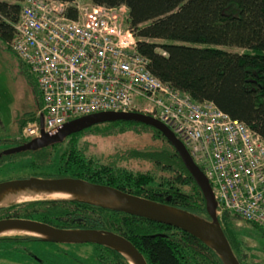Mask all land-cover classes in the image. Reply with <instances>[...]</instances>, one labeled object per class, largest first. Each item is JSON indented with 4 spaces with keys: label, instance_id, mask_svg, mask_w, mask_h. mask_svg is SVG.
<instances>
[{
    "label": "trees",
    "instance_id": "trees-1",
    "mask_svg": "<svg viewBox=\"0 0 264 264\" xmlns=\"http://www.w3.org/2000/svg\"><path fill=\"white\" fill-rule=\"evenodd\" d=\"M25 1L0 0V42L10 50ZM53 1L68 4V16L77 18L73 7L75 0ZM88 1L109 8L126 7L138 51L150 61L149 68L154 76L189 94L195 102L214 103L264 140V0ZM40 104L41 110L42 99ZM24 125L22 123L21 128ZM140 126L142 129H138ZM99 127L91 129L116 137L148 134L151 142L161 140L167 147L115 149L111 151L109 161L106 156L88 158L73 147L60 158L56 157L55 150L34 152L31 157L34 174L26 177L81 179L209 218L200 189L179 154L159 131L124 121L106 123L102 130ZM143 162L149 165L145 166ZM43 205L50 206L51 213L56 212L57 205L67 213L72 212V206H78L82 209L75 213H96L104 217H28L41 213ZM16 209H23L20 215L25 217L22 218L45 219L46 223L59 228L108 230L122 235L139 248L148 264H223L213 250L194 236L119 211L60 200L37 201L5 211ZM238 218L232 217L231 212L220 216L234 254L241 264H260L259 259L264 260V253L256 246L253 247L255 250L249 251L251 246L244 241L249 239L239 233ZM243 221L261 229L264 236L260 226ZM0 240L19 242L14 237ZM115 252L101 254L102 263L129 264ZM255 257L259 259L253 260Z\"/></svg>",
    "mask_w": 264,
    "mask_h": 264
},
{
    "label": "built area",
    "instance_id": "built-area-1",
    "mask_svg": "<svg viewBox=\"0 0 264 264\" xmlns=\"http://www.w3.org/2000/svg\"><path fill=\"white\" fill-rule=\"evenodd\" d=\"M26 0L11 48L35 78L43 99L44 128L93 114L141 113L167 126L210 181L220 215L231 212L264 230V140L212 102L192 97L149 71L128 30L125 7H74ZM39 116L22 132L41 136Z\"/></svg>",
    "mask_w": 264,
    "mask_h": 264
},
{
    "label": "water",
    "instance_id": "water-1",
    "mask_svg": "<svg viewBox=\"0 0 264 264\" xmlns=\"http://www.w3.org/2000/svg\"><path fill=\"white\" fill-rule=\"evenodd\" d=\"M37 116H39L42 128L41 136L24 146L8 150L6 154L37 151L57 143H63L66 138L82 133L93 127L117 121L135 122L156 129L163 134L175 148L187 171L200 189L205 200L209 218L206 219L188 211L138 197L113 187L97 185L85 180L68 177L47 178L31 176L0 182V211L13 206L37 201L60 200L85 203L176 228L194 236L207 245L216 253L223 264H241L224 233L220 221L219 206L209 179L200 167L196 165L185 145L177 139L167 126L141 113L110 112L93 114L76 119L65 124L56 134L51 135L43 131L44 116L42 114H38ZM28 191L46 193V195H51L52 193L69 194L74 195L75 198L64 199L45 196L24 203L11 201L20 193ZM3 201L11 202L2 205ZM116 202L119 205H115ZM8 230H18L28 233L7 235L2 233ZM41 235L45 237L43 238ZM18 236L41 239L45 242L58 244H96L120 253L130 264H147L143 255L132 243L111 232L58 229L44 223L21 219L0 220V238Z\"/></svg>",
    "mask_w": 264,
    "mask_h": 264
},
{
    "label": "rangeland",
    "instance_id": "rangeland-1",
    "mask_svg": "<svg viewBox=\"0 0 264 264\" xmlns=\"http://www.w3.org/2000/svg\"><path fill=\"white\" fill-rule=\"evenodd\" d=\"M80 5L91 4L88 0H75L73 3ZM230 52H242L238 49H228ZM41 98L37 88L35 78L30 74L28 67L18 58V56L10 50L3 42H0V155H3L8 148H13L17 146L19 138L21 136V124L27 121L30 116L36 115L40 112L41 108ZM138 129H142L141 126ZM102 130V127L100 128ZM88 136L95 137L92 138L97 143V148L92 150V154H105L106 160L109 161L111 151L118 149L120 151H126L127 149H136L143 147L160 148L165 149L167 145L161 140L157 142H151L148 134L145 136L136 135H124L116 137L114 135L103 134L96 132V128L90 129L84 132ZM108 139V140H107ZM99 146V147H98ZM104 156V155H103ZM58 158L59 155H56ZM105 161V159H104ZM29 160L20 159L18 164L14 168H9L6 166L0 173L6 177V179L16 177H21L23 175H29L31 170H28ZM144 163V162H143ZM145 166L149 164L144 163ZM232 217L234 216L232 213ZM238 224H240L239 233L246 235L249 240H244L252 252L258 247L260 251L264 253V236L263 232L259 228L251 227L243 221L241 217L236 219ZM48 244L43 245L37 242H30L29 244H23V254L33 262L37 261L31 257L32 254L41 258L43 262L45 255L50 256L51 250L46 249ZM73 248L75 245H72ZM79 246V245H77ZM88 246V245H87ZM63 249V252H57L62 258H68L69 254L74 251V249ZM257 248V249H258ZM82 250V248H81ZM21 255V247H16L12 252H2L0 253V258L3 259L2 262L11 261L12 254ZM263 257V256H262ZM255 257L253 260H258ZM19 261V260H18ZM260 264H264V260L259 259ZM6 264V263H3Z\"/></svg>",
    "mask_w": 264,
    "mask_h": 264
},
{
    "label": "flooded vegetation",
    "instance_id": "flooded-vegetation-1",
    "mask_svg": "<svg viewBox=\"0 0 264 264\" xmlns=\"http://www.w3.org/2000/svg\"><path fill=\"white\" fill-rule=\"evenodd\" d=\"M32 118H33V115L30 116V118L27 121L23 122V123H25V125L21 128V132L27 126L26 125L27 122L30 120H33ZM21 126H22V124H21ZM100 127H105V125H102ZM150 128H152V127H150ZM161 135L165 138V136L163 134H161ZM92 138L95 139V137L88 136L84 133L80 134V135L75 134V135H72V136L66 138L63 143H57L55 145H52V146H49L46 148H42V149L37 150V151H27L28 153L27 152H21V153H15V154H6V152L8 150L15 149V148L20 147V146H24V145H26V144H28L34 140V139H26V137L23 136L21 133V136L19 138L17 146H15L13 148H8L3 155H0V173L6 166H8L9 168H14L15 165L18 164V161L20 159H22V160L26 159V160L30 161L29 166H28V170L32 171V173L30 172L29 175L34 174L33 168L31 166V161H32L31 157H32L34 152H38V153L39 152H45V153H47V152H52L55 150L56 155H59L58 158H60L62 156H65L66 151L71 150V147H73V148H75V150L77 152L78 151L84 152L88 158L96 157V156H98V154H96V153L92 154V150L95 149V147L97 148V143ZM165 140L173 149H175L166 138H165ZM100 157L101 158L105 157V154H100ZM29 175H23L21 177H26ZM3 177L4 176L1 175L0 182L6 181V180H13V178L6 179V177L5 178H3ZM18 178H20V177H16L15 179H18ZM113 188H115V187H113ZM57 206H58V208H57L56 212L51 213L50 212L51 211L50 206L43 205V206H41V211H42L41 213L32 214L28 217H104V215H101V214L99 215L96 213H94V214H91V213H75L74 211L82 209L81 207H78V206H72V212H69V213L62 212L63 210L60 208L61 205H57ZM22 210L23 209H21V210L16 209V210H12L9 212L3 210V212L2 211L0 212V220H2V219L30 220V221H36V222H40V223H44V224L53 226L49 223H46L45 219L44 220L43 219L36 220V219H32V218H29V219L22 218V217H25V215H20V212ZM18 217H20V218H18ZM41 220H43V221H41ZM53 227L58 228V229H66V228H59L56 226H53ZM68 230H79V229H68ZM98 231H107V232L114 233V232L108 231V230H98ZM114 234L119 235L117 233H114ZM119 236L125 238L130 243H132L138 249V251L143 255V253L139 250V248L132 241H130L129 239H127L126 237H124L122 235H119ZM153 236L162 237L163 235L162 234H153ZM14 239L19 240V242H15V241L1 242V240H0V253H2L3 251L6 253L12 252L16 247H21V255L18 256L15 253H11L12 254V258L10 259L11 261L2 262L3 259L0 258V264H3V263H6V264H106V262L102 263V261L100 260V255L103 253L114 251L112 249L106 248L104 246L96 245V244H58V243H52V242H45L41 239L28 238L25 236L14 237ZM30 242H37V243L43 244V245L48 244V246H46V249L51 250L50 256H47V253L44 252L45 258H44L43 262H41V258L32 254L31 257H33L37 261V263L33 262L32 260L27 258L26 255L23 254L22 245L23 244H29ZM72 245H75L74 248ZM77 245H79V246H77ZM64 248H66V249L73 248L74 249L73 252L68 253L69 254L68 258H66V257L62 258L60 255L56 254L57 252H60V251L63 252ZM81 248H82V250H81ZM115 253H118V252H115ZM118 254L120 256H122L125 260H127L123 255H121L120 253H118ZM143 257H144V255H143ZM127 262L129 263L128 260H127Z\"/></svg>",
    "mask_w": 264,
    "mask_h": 264
},
{
    "label": "bare ground",
    "instance_id": "bare-ground-1",
    "mask_svg": "<svg viewBox=\"0 0 264 264\" xmlns=\"http://www.w3.org/2000/svg\"><path fill=\"white\" fill-rule=\"evenodd\" d=\"M53 1V0H52ZM74 5V4H73ZM74 7V6H73ZM72 18V17H71ZM128 30L134 35V32L131 31L130 26L128 28ZM135 37V35H134ZM148 59V58H147ZM148 71L152 74L150 68L148 67ZM153 75V74H152ZM154 76V75H153ZM156 77V76H155ZM157 78V77H156ZM159 79V78H158ZM37 84V83H36ZM44 107H43V99H42V109L40 111H43ZM110 113V112H107ZM115 113V112H114ZM118 122V121H117ZM114 123V122H113ZM45 196H51L52 198H64V199H71V198H75L74 195H69V194H62V193H52L51 195H46V193H39V192H22L19 195H17L16 197H14L11 201L12 202H18V203H24L27 201H31L33 199H36L38 197H45ZM11 201H3V204L9 203ZM115 205H119L117 202L115 203ZM5 235L6 234H14V233H28V232H24V231H18V230H8L5 232H2ZM41 237H45L43 235H41ZM134 264V263H132Z\"/></svg>",
    "mask_w": 264,
    "mask_h": 264
}]
</instances>
